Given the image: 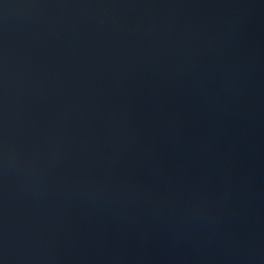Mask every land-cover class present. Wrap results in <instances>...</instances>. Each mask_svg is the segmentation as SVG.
<instances>
[{
  "label": "water",
  "instance_id": "95a60500",
  "mask_svg": "<svg viewBox=\"0 0 264 264\" xmlns=\"http://www.w3.org/2000/svg\"><path fill=\"white\" fill-rule=\"evenodd\" d=\"M0 264H264V0H0Z\"/></svg>",
  "mask_w": 264,
  "mask_h": 264
}]
</instances>
